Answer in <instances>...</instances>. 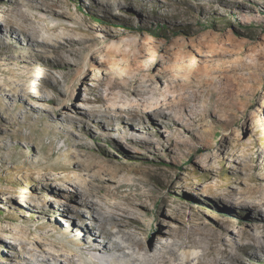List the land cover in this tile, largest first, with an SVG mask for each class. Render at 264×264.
<instances>
[{
    "label": "rangeland",
    "instance_id": "rangeland-1",
    "mask_svg": "<svg viewBox=\"0 0 264 264\" xmlns=\"http://www.w3.org/2000/svg\"><path fill=\"white\" fill-rule=\"evenodd\" d=\"M57 1L51 14L45 0H0V33L10 45L0 47V232L8 235L0 264H42L20 246L12 257L9 244L43 241L41 228L53 223L41 207L77 206L66 199L73 184L63 179L87 178L86 168L127 185L151 247L185 240L188 247L177 250L182 261L209 250L210 261L221 248L235 253L264 241V219L252 208L264 200V0ZM10 23L35 31L36 41L19 32L20 46L13 45ZM34 84L45 97L29 94ZM150 84L177 98L172 112L182 121L147 115L142 128L102 118L112 100L134 98ZM24 96L31 116L11 104ZM66 210L56 216L61 224L75 219ZM52 240L61 242L55 254L80 249L59 233ZM112 255L103 254V263L123 264ZM100 256L79 251L75 260L92 264ZM56 263L64 258L48 264ZM244 264H264V256Z\"/></svg>",
    "mask_w": 264,
    "mask_h": 264
},
{
    "label": "bare ground",
    "instance_id": "bare-ground-1",
    "mask_svg": "<svg viewBox=\"0 0 264 264\" xmlns=\"http://www.w3.org/2000/svg\"><path fill=\"white\" fill-rule=\"evenodd\" d=\"M45 4L47 6L46 9L51 14H56V8L59 7L60 1L45 0ZM61 15L64 14L62 13ZM10 26L12 27L13 37L10 38V40L13 45L20 46V42H18L17 39L19 32L25 34L31 42L36 41L31 35L35 33V31L31 33L25 27L23 28L12 23H10ZM5 38V35L0 33L1 49L10 46L7 44ZM56 42V48L66 49L67 45L65 43L58 40ZM66 42L69 43L70 41L67 40ZM25 57L28 58V55H25ZM141 76L146 78L150 77L149 73L145 72H143ZM128 85L129 84L124 81L119 89H124ZM0 87H2L1 84ZM17 88L18 86H15L11 89L13 92L12 94L15 97L18 93ZM29 94L36 98L45 97V93L42 89L35 84L29 85ZM108 95H103L100 99L104 100L109 97ZM136 97H129L124 101H118L119 99L112 100L110 104L111 106H116V104L119 103L122 107L133 105L134 108L124 110L118 109L117 112L119 111L120 113L117 114V112L109 106V110L101 115L104 116L102 118L111 121L113 117L118 116L125 120L126 125L133 127H142L146 122L147 115H151V118L167 120L174 122L175 124L182 121L183 115L180 111L176 110L175 115L172 112L177 98L170 99L164 91H158V88L153 84L146 87L144 92L138 91ZM27 100L28 98L24 96L18 98V100L15 99L11 104L12 106L15 105L19 107V114H22L23 116H31L34 109L27 108ZM94 110L97 111L96 108ZM101 116H98L96 113L91 114L92 118H101ZM4 121L9 124L7 128L8 130L15 127V123L9 121L8 118H5ZM85 170L88 173L87 178H85V176H75L73 179L69 177L66 180L63 179L64 183L69 185L73 184L75 189V194L69 195L66 199L68 202L83 207L84 212H79L77 206L62 204L59 212L64 214V212L67 211L66 209H70L76 216L74 220L67 219L61 224L60 219L56 217L59 212L52 211L43 205L40 210L41 216L45 218L47 217V219L52 217L53 223L51 227L46 225L41 228L45 230L43 237L44 240L39 243L35 242L34 244L21 240L11 242L9 248L12 249V257L18 256V252L16 251L17 246H20L22 249L32 254L36 259L42 258V264H48L51 259L59 262L61 258H64L65 264H80L75 260L79 251L83 253L85 252L88 255L94 252L99 253L101 258L99 261L91 258L92 264H105L102 261V255L105 253L113 254L112 256L114 257V260L123 264H193L195 261H197V264H226L225 260H228L230 264H244L246 257L257 259L260 254L264 256V241L256 240H254L253 244L248 243L239 246L238 252L235 253L229 252L226 248H221L217 251L218 256H215L210 261H205L206 257L213 253L210 250L203 256H197L195 258L188 257L185 261H182L179 254H177V250L188 247L185 240L165 243L159 248L151 247L147 242V239H145L146 225L141 220V209L138 207L135 198H130L127 194L129 193L126 190L127 185L124 183H118L117 185L110 184L112 180L104 179L102 177V175L108 173L105 169L98 170L93 175L89 174L91 171L90 168H86ZM57 179L58 177H55V180ZM113 199L124 200L127 203L124 206L113 202ZM263 206L264 200H255L252 202V208L257 211L260 218L264 219V212L262 213L261 210ZM94 213L99 215L98 219L94 217ZM58 222L60 224H58ZM0 233V241L8 239V235L5 234L4 229H2ZM54 233H59L60 238L65 242H74L80 247L79 251L70 254H66L65 252L55 254L53 247L60 245L61 242L58 240H52L50 244L47 243V241H50ZM244 235L250 236V233L244 231ZM97 237L101 238V240L98 241ZM117 237H119L120 240L116 239ZM228 241L229 238L221 240L222 245H226ZM29 245L37 247L30 248L28 247ZM4 252L3 245H0V254H4ZM115 252L120 254L119 257L115 255ZM32 261L33 260L27 264H34Z\"/></svg>",
    "mask_w": 264,
    "mask_h": 264
},
{
    "label": "trees",
    "instance_id": "trees-1",
    "mask_svg": "<svg viewBox=\"0 0 264 264\" xmlns=\"http://www.w3.org/2000/svg\"><path fill=\"white\" fill-rule=\"evenodd\" d=\"M190 162H192V161H190Z\"/></svg>",
    "mask_w": 264,
    "mask_h": 264
}]
</instances>
